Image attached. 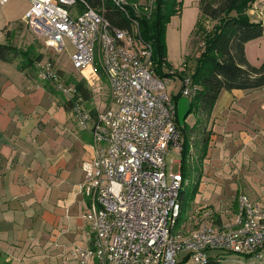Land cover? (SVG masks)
<instances>
[{
    "label": "built area",
    "instance_id": "obj_1",
    "mask_svg": "<svg viewBox=\"0 0 264 264\" xmlns=\"http://www.w3.org/2000/svg\"><path fill=\"white\" fill-rule=\"evenodd\" d=\"M30 2L24 22L44 47L61 53L66 39L71 41L74 68L98 76L101 62L111 91V104L93 115L76 88L64 90L73 100L76 121L91 132L95 152L83 163L85 177L78 186L89 202L83 219L91 224L92 245L73 252L76 264H180L183 253L195 264H210L211 252L262 264L264 201L241 195L232 221L204 224L189 236L175 231L184 183L182 170L174 171L182 164L173 152L182 146L177 105L168 91L176 76L158 73L153 46L142 39L138 22L131 29H114L87 0ZM249 14L264 22V0H256ZM38 67L42 80L59 79L42 62ZM181 83V95L195 97L199 87L192 78Z\"/></svg>",
    "mask_w": 264,
    "mask_h": 264
},
{
    "label": "crops",
    "instance_id": "obj_2",
    "mask_svg": "<svg viewBox=\"0 0 264 264\" xmlns=\"http://www.w3.org/2000/svg\"><path fill=\"white\" fill-rule=\"evenodd\" d=\"M30 8L31 2L16 22L23 27L20 32L28 28L24 17ZM0 23L1 44L17 48L12 21L0 14ZM251 45L262 56L264 36L246 44L252 64ZM18 63L0 60V264H76L73 252L92 245V230L84 229L82 218L89 202L78 186L85 177L83 163L95 154L93 137L78 125L73 100L67 96V101L60 100L55 81L42 80L30 70L23 72ZM87 76L90 82L98 79L91 70ZM258 90L221 94L203 164H237L240 172L235 180L248 184L240 196L264 201V95L257 96ZM88 110L101 113L96 107ZM211 157L215 162H210ZM252 164L258 171L250 176ZM35 244L45 249L44 260L26 261L25 250ZM238 262L255 264L249 258ZM211 263L221 264V259L212 258Z\"/></svg>",
    "mask_w": 264,
    "mask_h": 264
},
{
    "label": "rangeland",
    "instance_id": "obj_3",
    "mask_svg": "<svg viewBox=\"0 0 264 264\" xmlns=\"http://www.w3.org/2000/svg\"><path fill=\"white\" fill-rule=\"evenodd\" d=\"M180 1L183 2V11L181 15H175L172 17L171 22L167 27L166 34L167 60L169 65L172 67L169 68L165 66L163 72L167 74L173 71L175 75H177V73L179 74V72L184 71V74H186L185 77H191L196 65V60L203 51V39L194 33L196 24L201 16L199 9L200 0ZM125 2L126 4L129 3L128 0H125ZM153 2L154 0H136V2L131 5L135 8V14L141 16L143 15V12L149 13L151 11L153 8ZM29 6V0H9V2L5 5L0 4V14H2L3 17L5 16L7 21H12L11 24L12 27H14V38L12 41H14V44L22 51H26L29 46H33L36 54L43 55L42 66L49 68L50 71L54 72L59 78L53 85H55L54 87L55 90H57L56 92H58L60 100L63 99L67 101L68 95L64 92V90L73 88V84L75 82L81 81L84 82L87 88L92 92V99L89 102H82L83 106L87 109L96 107L100 112L105 111L107 106L111 104V95L109 82L101 62L98 63V79L90 82V80L87 79L89 77L87 76L89 69L77 70L72 64L71 56L74 53V47L72 46L71 41L66 39L67 49L61 53H55L46 49L44 45L35 38L29 27L23 32H20L23 27H21L22 25H19L18 23L16 24V22H19L22 19V16L25 14ZM252 18L258 21L256 17ZM213 25L214 22L206 23V26L209 29H212ZM3 41L4 40L0 39V43H3ZM257 49L259 48L251 45L249 47L248 57L252 64L255 66H261L264 63V58H262L264 54L261 56V53L258 52ZM36 64V69L33 73L38 76L39 67L38 63ZM179 77L180 76L173 77L172 81L169 83L168 91L174 96L178 95L181 91L182 83ZM60 85L61 89L59 88ZM257 94V96L264 95V89L258 90ZM254 95L255 93L252 94V96ZM191 102L192 98L184 97L183 95H181L178 99V119L182 126L186 123L189 127H193L196 122L197 118L193 114L189 115L186 119ZM207 128L208 130H212L211 120ZM179 131L181 135L180 144L182 148L184 137L188 136L190 139V150L192 151L193 164H190L192 172L183 183L184 186L186 185L187 192L181 201L184 205V210H182L181 217L175 231L182 236H189L204 224L216 222L217 220H221V222L232 221L235 218V204L238 197L243 193L244 188L247 187L248 184L246 185L243 181V183L240 184L239 180L238 182L235 180V177L239 176L240 172V168L237 164H203L204 162L200 164V132L194 131L191 133L189 130V132L184 135L181 130ZM88 132L89 131H87V135L90 137V132ZM211 134H213V131H211ZM181 153L182 151L173 152V154L178 158L181 156ZM210 160L211 163L215 162L213 157H211ZM252 165L253 167L251 170H248L250 172V176L255 175L258 171V167L254 164ZM180 170V164H175L174 171L179 172ZM245 170L246 169L244 168V171ZM199 177V190L195 198L191 201L190 191L194 188V184L197 183ZM88 223L89 222L84 221L83 226L87 232H90L91 228L89 226H91V224ZM25 251L27 254L26 261L29 259L39 261L44 260L43 254L45 249L41 245H32ZM187 255V253L180 254L178 256V262L181 264H195L193 257H190L186 262L182 263L184 257ZM210 255L213 259H217L219 257L221 259V264H240L238 260L247 261L246 257L236 254L211 252Z\"/></svg>",
    "mask_w": 264,
    "mask_h": 264
},
{
    "label": "trees",
    "instance_id": "obj_4",
    "mask_svg": "<svg viewBox=\"0 0 264 264\" xmlns=\"http://www.w3.org/2000/svg\"><path fill=\"white\" fill-rule=\"evenodd\" d=\"M87 1L92 8L97 9L108 20L114 29H131L132 22L137 21L142 39L153 46L154 61L158 66V73L162 75L165 66L172 67L167 60V27L172 17L181 15L182 1L154 0L151 11L143 12L141 16L135 14V8L132 6L136 0H128L129 3L122 6H118L113 0ZM255 2L256 0L199 1L201 16L194 33L202 37L203 51L197 58L191 75L193 83L199 87V91L192 98L186 116L187 119L189 115L193 114L197 119L193 127H189L186 123L182 126L177 111V124L184 135L189 130L191 133L200 132V164L204 162L208 154L211 130H208L207 127L221 94L224 91H253L264 88V63L261 66H255L249 62L246 55V44L264 36V22L256 21L249 14V10ZM207 22H214L212 29L206 26ZM0 60L10 63L19 61L18 66L21 71L30 70L33 72L36 69V63L43 60V55L36 54L33 46L22 51L11 44L0 43ZM185 75L182 71L175 76L184 79ZM75 86L84 100L92 99V92L84 82H75ZM180 96L181 93L174 96L177 107ZM93 113L96 115V111ZM191 152L190 139L185 136L181 153V170L184 180L192 172ZM194 185L190 191L191 201L198 193L200 177ZM183 187L180 192L181 201L187 192L186 185L183 184ZM182 210H184L183 204ZM218 222L220 220L216 221V223ZM187 258L188 256L183 259L182 263L186 262Z\"/></svg>",
    "mask_w": 264,
    "mask_h": 264
}]
</instances>
